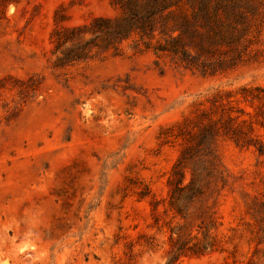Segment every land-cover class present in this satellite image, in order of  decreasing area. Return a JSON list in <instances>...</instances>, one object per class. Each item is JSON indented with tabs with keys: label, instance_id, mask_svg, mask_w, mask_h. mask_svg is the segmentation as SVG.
Segmentation results:
<instances>
[{
	"label": "rangeland",
	"instance_id": "1",
	"mask_svg": "<svg viewBox=\"0 0 264 264\" xmlns=\"http://www.w3.org/2000/svg\"><path fill=\"white\" fill-rule=\"evenodd\" d=\"M123 2L0 0V264H264V0Z\"/></svg>",
	"mask_w": 264,
	"mask_h": 264
},
{
	"label": "trees",
	"instance_id": "2",
	"mask_svg": "<svg viewBox=\"0 0 264 264\" xmlns=\"http://www.w3.org/2000/svg\"><path fill=\"white\" fill-rule=\"evenodd\" d=\"M116 2V4H121L123 6V0H113ZM137 1V0H132ZM158 1V0H155ZM156 5L158 2H155ZM164 5V4H161ZM130 14H127L129 16V23L127 28L120 26V21L122 20V17H117L116 19H103L100 22L103 26L99 25L100 31L104 32L106 36H109V40L116 41L118 39H127L132 34L140 33L141 31L144 33H148L150 29L152 28V22L151 19L156 14H151L150 10L144 9L143 12L146 14H137L139 10H136L134 8L129 9ZM149 13V14H148ZM112 26V27H111ZM114 26V27H113ZM112 43V42H110Z\"/></svg>",
	"mask_w": 264,
	"mask_h": 264
}]
</instances>
